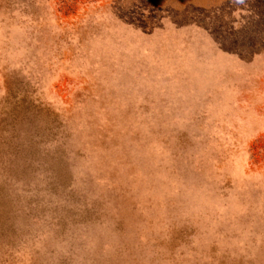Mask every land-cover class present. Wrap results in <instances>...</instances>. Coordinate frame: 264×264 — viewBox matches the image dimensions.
Instances as JSON below:
<instances>
[{
    "label": "rangeland",
    "instance_id": "374dc122",
    "mask_svg": "<svg viewBox=\"0 0 264 264\" xmlns=\"http://www.w3.org/2000/svg\"><path fill=\"white\" fill-rule=\"evenodd\" d=\"M0 264H264V0H0Z\"/></svg>",
    "mask_w": 264,
    "mask_h": 264
}]
</instances>
